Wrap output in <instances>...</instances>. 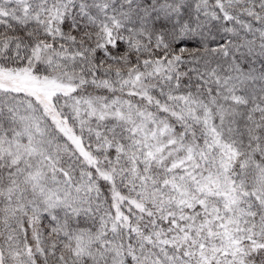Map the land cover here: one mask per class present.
Wrapping results in <instances>:
<instances>
[{"label": "snow or ice", "instance_id": "1", "mask_svg": "<svg viewBox=\"0 0 264 264\" xmlns=\"http://www.w3.org/2000/svg\"><path fill=\"white\" fill-rule=\"evenodd\" d=\"M0 264H264V0H0Z\"/></svg>", "mask_w": 264, "mask_h": 264}]
</instances>
